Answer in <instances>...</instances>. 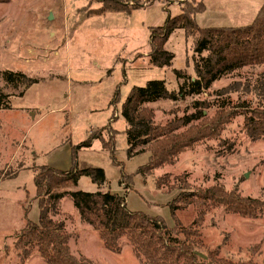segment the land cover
<instances>
[{
    "label": "rangeland",
    "instance_id": "1",
    "mask_svg": "<svg viewBox=\"0 0 264 264\" xmlns=\"http://www.w3.org/2000/svg\"><path fill=\"white\" fill-rule=\"evenodd\" d=\"M122 1L150 4L129 14L105 16L87 15L89 9L99 7L96 0L0 4V92L9 106L0 110V264H45L37 255L20 262L11 246L26 220L37 221L33 176L44 165L69 170L71 148L92 133L108 144L114 139L112 151L103 150L95 140L89 148L77 151V168L101 170L104 182L96 185L81 177L74 189L121 195L129 211L160 216L169 227L173 221L167 205L179 192L167 191L177 178L186 180L192 189L219 184L243 197L264 200V141L246 137L242 115L234 116L216 138L196 144L161 168L148 171L145 146L127 155V124L119 111L129 92L155 80L163 81L168 92H176L180 80L173 71H184L190 78L194 75L192 39L185 38L182 30L174 31L164 45L173 55L170 66L154 68L148 63L150 29L178 15L180 6L190 0ZM258 1L203 0L205 10L195 23L201 29L249 25ZM3 72L22 73L38 82L19 97L22 88L7 86L1 79ZM262 79L264 66L248 67L221 77L199 95L158 100L143 107L159 126L189 116L195 103L205 104L206 117L243 102L250 108H264V100L252 90ZM140 150L143 154L136 155ZM164 178L158 190L155 182ZM176 216L188 225L198 213L190 206ZM54 219L70 234L69 249L75 256L94 264H138L126 244L119 254L104 250L97 233L80 222L70 199L61 200ZM199 232L203 246L218 249L222 258L264 261V216L244 220L211 206Z\"/></svg>",
    "mask_w": 264,
    "mask_h": 264
},
{
    "label": "trees",
    "instance_id": "2",
    "mask_svg": "<svg viewBox=\"0 0 264 264\" xmlns=\"http://www.w3.org/2000/svg\"><path fill=\"white\" fill-rule=\"evenodd\" d=\"M11 1L0 0V4ZM193 1L182 4L179 14L168 18L163 25L150 29L148 63L154 68L170 66L173 55L164 49V45L174 31L182 30L185 38L192 39L191 68L194 76L190 78L186 77L184 71H173L180 80L176 92H168L163 81H149L142 88H133L120 107V118L127 124V155L134 148L145 146L142 150L148 152V171L170 164L180 153L196 144L216 138L234 116H243L242 129L248 139L264 141V108L261 105L250 108L243 102L235 109L215 111L211 117H206L203 113L205 104L195 103L194 111L189 116L163 126L155 125L151 112L143 107L158 100L176 101L187 95H199L225 75L248 67L264 66V0L249 25L202 29L195 23V17L204 12V3L198 0L193 6ZM96 2L99 7L89 9L88 16L113 12L129 14L131 10L150 4L148 1H136L129 5L122 0ZM1 79L7 86H20L22 89L19 97L38 82L22 73L12 72H3ZM239 86L236 84V88ZM244 89L250 91L247 86ZM252 90L264 100L263 79ZM8 108L6 97L0 92V110ZM177 130L181 132L175 133ZM95 140L99 141L103 150L112 151L114 139L113 143L108 144L92 133L78 146L71 148L72 164L69 170L59 171L46 165L37 169L33 176L37 221L26 220L11 243L20 262L37 255L45 264H94L71 253L70 234L65 231L62 222L54 219L59 212L61 200L68 198L80 222L97 233L104 250L110 254H119L122 245L126 244L138 264H264V261L256 263L222 258L218 249L207 250L203 246L199 232L206 210L211 206L221 207L228 215L253 221L264 216V200L243 197L236 190L227 191L219 184L206 189H192L186 180L177 178L167 191L179 192L167 205L173 221V226L169 227L160 216L129 211L121 195L109 191L75 190L81 177L96 185L104 182L101 170L77 168V151L89 148ZM137 154L143 152L140 150ZM163 182L165 178L156 180L158 190ZM190 206L195 208L198 216L191 224L183 225L176 212L185 211Z\"/></svg>",
    "mask_w": 264,
    "mask_h": 264
},
{
    "label": "crops",
    "instance_id": "3",
    "mask_svg": "<svg viewBox=\"0 0 264 264\" xmlns=\"http://www.w3.org/2000/svg\"><path fill=\"white\" fill-rule=\"evenodd\" d=\"M262 4H263V0H259L258 2H256L255 3V7H254V13H253V15L248 19V21H251L252 22V20H253V18L255 17V14H256V12L259 10V8L262 6ZM105 14H111V13H105ZM105 14H104V16H105ZM102 16V15H101Z\"/></svg>",
    "mask_w": 264,
    "mask_h": 264
}]
</instances>
